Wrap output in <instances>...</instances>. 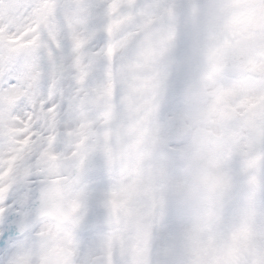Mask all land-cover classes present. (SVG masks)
<instances>
[{
  "label": "clouds",
  "instance_id": "obj_1",
  "mask_svg": "<svg viewBox=\"0 0 264 264\" xmlns=\"http://www.w3.org/2000/svg\"><path fill=\"white\" fill-rule=\"evenodd\" d=\"M42 51L0 44V88H38ZM81 64L0 177V264H264V0H128Z\"/></svg>",
  "mask_w": 264,
  "mask_h": 264
},
{
  "label": "snow or ice",
  "instance_id": "obj_2",
  "mask_svg": "<svg viewBox=\"0 0 264 264\" xmlns=\"http://www.w3.org/2000/svg\"><path fill=\"white\" fill-rule=\"evenodd\" d=\"M128 0H0V4L10 6L8 12L0 11V44L21 41L26 44L39 42L42 47L41 63L45 69L43 82L38 88L26 92L18 87L0 88V107L18 106L22 115L17 118L15 126H0V136H7L15 148L8 154L0 151V177L8 172L6 167L19 151L42 129L38 121L51 110L53 105L64 99L65 87L72 88L69 102L80 95V90L66 74L71 65L78 69V81H83L87 67L81 64V50H97L104 44L119 23V13ZM54 9L61 12L53 16ZM47 13L52 16L56 26L47 31H36L37 21ZM113 50L111 43L107 52ZM35 78V77H34ZM17 225L11 218L0 223V240Z\"/></svg>",
  "mask_w": 264,
  "mask_h": 264
}]
</instances>
